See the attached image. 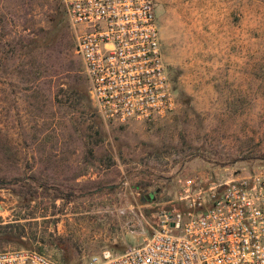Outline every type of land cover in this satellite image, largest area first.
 <instances>
[{
    "label": "rangeland",
    "instance_id": "1",
    "mask_svg": "<svg viewBox=\"0 0 264 264\" xmlns=\"http://www.w3.org/2000/svg\"><path fill=\"white\" fill-rule=\"evenodd\" d=\"M154 1L178 105L154 123L119 125L98 116L88 84L58 69L73 60L85 77L62 1L0 0V176L62 189L25 201L0 186V251L60 259L62 240L81 264L120 253L157 229L184 178L264 165V0Z\"/></svg>",
    "mask_w": 264,
    "mask_h": 264
},
{
    "label": "built area",
    "instance_id": "2",
    "mask_svg": "<svg viewBox=\"0 0 264 264\" xmlns=\"http://www.w3.org/2000/svg\"><path fill=\"white\" fill-rule=\"evenodd\" d=\"M61 1L103 121L150 124L176 109L154 0ZM157 222L141 243L120 253L102 249L85 264H264V165L230 177L184 178ZM0 264L62 263L13 248L0 251Z\"/></svg>",
    "mask_w": 264,
    "mask_h": 264
},
{
    "label": "trees",
    "instance_id": "3",
    "mask_svg": "<svg viewBox=\"0 0 264 264\" xmlns=\"http://www.w3.org/2000/svg\"><path fill=\"white\" fill-rule=\"evenodd\" d=\"M59 23H60V16H59V13H57L55 17V26H57ZM60 37H63V36H60V28H58V30H56L51 36L45 38V45L49 46V48L53 47L60 40ZM60 43L58 45H60ZM59 68L60 69L62 68V70H64L65 72L73 73L75 75V78H81L83 82L88 84L86 76L82 78L78 73H76L77 64L73 60L69 61L65 65L60 63V65H58V69ZM51 72L53 74L58 73L57 70L51 71ZM27 179H31V181L35 185H31L27 183V180L24 177L0 176V186L11 187V188L14 186H17L21 188V192H24V195H25L24 196L25 201H28L30 200V198L35 197L38 194L37 193L38 188L43 189L44 191L45 189H54L57 192L56 195L61 196L62 189L60 185L56 186L53 184L45 183V181H38L34 177L27 178ZM70 195H71V191L66 193V196H70ZM58 246L63 249L62 258L57 259L60 263L62 264H81V261L79 259L73 257L72 251L67 247L64 241L60 240Z\"/></svg>",
    "mask_w": 264,
    "mask_h": 264
},
{
    "label": "water",
    "instance_id": "4",
    "mask_svg": "<svg viewBox=\"0 0 264 264\" xmlns=\"http://www.w3.org/2000/svg\"><path fill=\"white\" fill-rule=\"evenodd\" d=\"M0 208H1V206H0Z\"/></svg>",
    "mask_w": 264,
    "mask_h": 264
}]
</instances>
